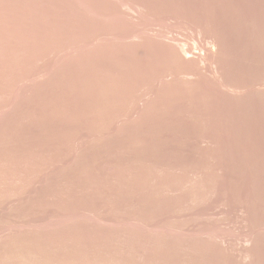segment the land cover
I'll return each instance as SVG.
<instances>
[{
    "label": "rangeland",
    "instance_id": "374dc122",
    "mask_svg": "<svg viewBox=\"0 0 264 264\" xmlns=\"http://www.w3.org/2000/svg\"><path fill=\"white\" fill-rule=\"evenodd\" d=\"M0 264H264V0H0Z\"/></svg>",
    "mask_w": 264,
    "mask_h": 264
},
{
    "label": "bare ground",
    "instance_id": "6f19581e",
    "mask_svg": "<svg viewBox=\"0 0 264 264\" xmlns=\"http://www.w3.org/2000/svg\"><path fill=\"white\" fill-rule=\"evenodd\" d=\"M41 225V224H40ZM13 227H15V226H13ZM44 227V226H43Z\"/></svg>",
    "mask_w": 264,
    "mask_h": 264
}]
</instances>
